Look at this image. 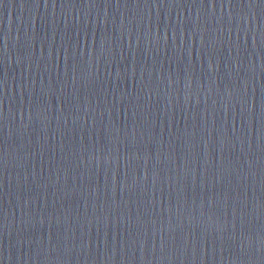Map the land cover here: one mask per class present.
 Segmentation results:
<instances>
[{
    "label": "water",
    "instance_id": "1",
    "mask_svg": "<svg viewBox=\"0 0 264 264\" xmlns=\"http://www.w3.org/2000/svg\"><path fill=\"white\" fill-rule=\"evenodd\" d=\"M0 264H264V0H0Z\"/></svg>",
    "mask_w": 264,
    "mask_h": 264
}]
</instances>
